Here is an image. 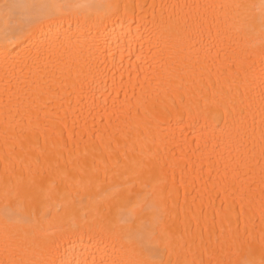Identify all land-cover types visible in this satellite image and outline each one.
Instances as JSON below:
<instances>
[{
  "label": "bare ground",
  "instance_id": "1",
  "mask_svg": "<svg viewBox=\"0 0 264 264\" xmlns=\"http://www.w3.org/2000/svg\"><path fill=\"white\" fill-rule=\"evenodd\" d=\"M262 4L0 0V264H264Z\"/></svg>",
  "mask_w": 264,
  "mask_h": 264
},
{
  "label": "snow or ice",
  "instance_id": "2",
  "mask_svg": "<svg viewBox=\"0 0 264 264\" xmlns=\"http://www.w3.org/2000/svg\"><path fill=\"white\" fill-rule=\"evenodd\" d=\"M66 5L57 3H35V4H6L4 23L6 28L12 27L17 31L32 30L43 27L45 24L52 26L55 22L57 11ZM111 7V6H109ZM262 16H264V4L261 5ZM139 205H134L128 210L129 216H134ZM6 213L11 216L14 210L6 207ZM149 251L150 250H146ZM46 264H56L55 260L47 261ZM141 264H154L153 261L144 260ZM191 264H196L195 261Z\"/></svg>",
  "mask_w": 264,
  "mask_h": 264
}]
</instances>
